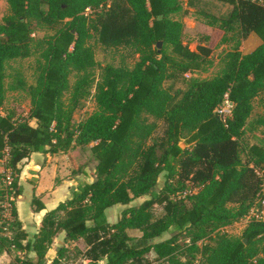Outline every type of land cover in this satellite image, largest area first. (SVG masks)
<instances>
[{"label":"trees","instance_id":"obj_1","mask_svg":"<svg viewBox=\"0 0 264 264\" xmlns=\"http://www.w3.org/2000/svg\"><path fill=\"white\" fill-rule=\"evenodd\" d=\"M3 1L0 254L24 256L10 264H62L64 249L50 263L44 259L64 234L66 242H83L87 264H148L150 254L165 264H264V214L251 218L238 238L223 231L264 199V141L249 148L245 160L239 142L255 100L264 96V0H214L231 7L225 18L211 16L224 33L217 46L233 45L222 57L221 72L204 80L186 76L210 66L214 49L200 39L189 50L185 25L176 19L187 8L198 9L196 0H186V9L182 0ZM252 33L261 44L243 55L241 43ZM91 41L105 51L128 50L138 60L132 68L100 66ZM33 56L34 83L16 72L6 88V65ZM177 83L184 88L174 90ZM7 91L29 97L27 116L3 115ZM225 96L232 109L222 120L216 110ZM89 98L95 110L75 124V113ZM254 127L264 139V116ZM75 146L89 147L94 180L45 212L28 240L14 203L22 194L17 166L33 153H67ZM161 175L162 187L152 193ZM31 203L35 212L45 211L35 197ZM116 205L129 207L110 223L106 211ZM5 224L10 238L2 235ZM171 229L177 233L162 240ZM129 230L141 236L132 238ZM181 236L188 244L178 243Z\"/></svg>","mask_w":264,"mask_h":264},{"label":"rangeland","instance_id":"obj_2","mask_svg":"<svg viewBox=\"0 0 264 264\" xmlns=\"http://www.w3.org/2000/svg\"><path fill=\"white\" fill-rule=\"evenodd\" d=\"M182 6L183 9H186V0H182ZM196 5L198 9H192L187 8V13L182 16H176V19H180L184 25H185V35H184V45H187L188 49L191 51L195 50L196 42L198 40H202V42L213 48L214 52L211 56V64L208 66L204 71L201 72H195L191 75H187L186 78L191 79H198V80H204V79H210L216 75H218L223 67L222 57L224 53L231 48L233 45L232 42H230L227 45H222L218 48V43L220 41V37L218 35V30L220 24H218V20L211 18V16H218V17H227L229 12L223 13V9H219L218 5L220 2L214 1V0H196ZM223 5H227L224 4ZM228 8H230L229 5H227ZM7 14V5L3 0H0V20L3 16ZM206 14V15H205ZM217 20V22H216ZM208 30V31H207ZM210 30V31H209ZM36 37H42L44 34L43 32H36ZM260 38L255 34H250L249 37L244 41L245 49L244 53L248 54L253 51V49L256 47L255 42L259 41ZM90 45L93 47L95 52V60L100 66L105 65H112L114 67L119 66H126L128 68H132L135 62L138 60V56L132 54V52L125 50V49H119L117 50H103L100 45L96 43V41H91ZM217 46V47H216ZM37 56L29 57L26 59H17L10 61L6 65V81L5 85L6 88L9 87L10 83L13 80V76L16 72H20L25 81L28 85H32L34 83V68L37 60ZM100 71L97 69L94 71V74L98 78ZM74 82V79H71V84ZM167 84L166 86H168ZM184 86L181 83H177L174 86V90L176 89H183ZM31 107V102L29 97L22 93V92H12L7 91L6 92V98L4 102V106L2 107L3 115L7 112H12L17 116H27L29 110ZM95 110V104L92 98H89L86 103L85 107L82 110H79L74 115V123L77 124L80 121L84 120L89 114H91ZM261 116H264V96L261 98H258L255 100L254 103V110L253 114L250 117L244 135L239 139L240 147L242 151V160H245L246 153L249 148L252 146H257L261 144L264 139L261 135V129L254 127V122ZM82 147V153L84 154L87 152L86 146ZM181 147L183 145L181 144ZM0 165H4V159L0 160ZM88 170L94 169V161L92 159L87 160L86 164ZM163 176L161 175L158 179L157 186H155L152 190V193H156L160 190L163 184ZM149 197H144L137 199L133 201L129 206H137L140 204L143 200L148 199ZM17 200H15L16 202ZM14 202V203H15ZM22 202L18 203V209L21 208ZM129 206H122L119 205L118 207H115L114 209H111L108 213L107 220L110 223H113L115 221V218L117 215H120L121 212L129 207ZM27 205H25L21 210L22 218L25 220V208ZM231 208L233 206H230ZM257 205L253 206V208L250 210L248 215H246L243 219H240L231 225L226 226L223 228V231L227 233L230 236L233 237H240L242 235L243 230L245 229L246 225L250 221L251 218H253L254 214L256 213ZM156 213L160 214V209H156ZM106 216V217H107ZM177 231L174 229H171L167 234H165L162 238V240H167L171 238L174 234H176ZM129 236L132 238H138L141 236V233L138 231H130ZM2 235L6 237H12L13 232L9 229V224H5L4 230L2 232ZM33 238H29L28 240H32ZM178 243L180 245L188 244V240L185 239L183 236L179 237ZM60 249L65 250L64 258L62 259V264H87V261L83 260L82 253L86 250L85 246L82 241L77 242H66L64 240L63 234H59L53 241L52 246L50 247L49 251L46 254V257L44 259L45 263H50L54 257H56L58 251ZM16 257L23 258L24 256L20 253H16L14 251H11L9 253H2L0 254V264H10L14 261ZM30 257L34 258V255L32 254ZM155 256L153 254L147 255L148 264H165V263H159L154 261ZM185 259H182V262H185ZM100 264H105V261H102Z\"/></svg>","mask_w":264,"mask_h":264},{"label":"crops","instance_id":"obj_3","mask_svg":"<svg viewBox=\"0 0 264 264\" xmlns=\"http://www.w3.org/2000/svg\"><path fill=\"white\" fill-rule=\"evenodd\" d=\"M218 7L219 9H223V13L231 10V7L228 8L227 5L224 6L221 2ZM215 18L218 19L225 17L216 16ZM223 34V31L219 29L218 35L220 38ZM244 41H242L239 48V51L243 55L245 54ZM255 44L256 47H258L261 44V40L256 41ZM82 151L81 146H75L67 153H33L18 164V179L22 194L15 202V207L18 220L21 223V228L28 235L27 239L33 238L38 233L39 225L45 212L52 211L60 203L71 199L73 193L78 187L93 182L95 169L88 170L85 165L87 160L92 159L89 147H87V152L84 154ZM2 172L3 166L0 165V173ZM33 197L44 206L45 211L39 213L35 212V207L31 203ZM19 202L23 203L21 204L20 209H18ZM25 205H27V207L24 210V220L21 215V210H23L22 208ZM118 206L119 205H116L113 208L108 209L106 211V216L111 209ZM119 217L120 215H117L114 222H116ZM130 231L135 230H129L128 233Z\"/></svg>","mask_w":264,"mask_h":264},{"label":"built area","instance_id":"obj_4","mask_svg":"<svg viewBox=\"0 0 264 264\" xmlns=\"http://www.w3.org/2000/svg\"><path fill=\"white\" fill-rule=\"evenodd\" d=\"M231 109H232V103L228 100V97L225 96L222 104L217 108L216 113H217V115L219 117L222 118V120H225V118L230 115ZM256 173H257V175H261V173L258 172V171H256ZM5 176H6V178H5L4 184L8 186L10 184V182H11V177H10L9 173H6ZM263 194H264V192H263ZM10 200H12V199H10ZM256 205H257V208H258V209L255 210L257 214H254L253 218L258 219V218H261L263 216V214H264V211L260 210V206L261 207L264 206V199L261 198L259 200V202H257ZM2 206L5 209L4 216L7 217L8 216V210L7 209L9 207V205L4 202V205H2Z\"/></svg>","mask_w":264,"mask_h":264},{"label":"water","instance_id":"obj_5","mask_svg":"<svg viewBox=\"0 0 264 264\" xmlns=\"http://www.w3.org/2000/svg\"><path fill=\"white\" fill-rule=\"evenodd\" d=\"M159 19H160V17H159ZM161 45H162V43H161V42H158V43L156 44L157 51H159V50H160V48H161ZM243 241H244V243H247V240H246V239H244Z\"/></svg>","mask_w":264,"mask_h":264}]
</instances>
